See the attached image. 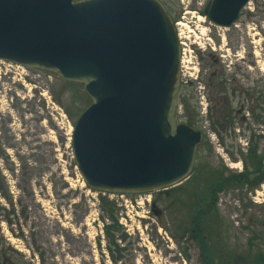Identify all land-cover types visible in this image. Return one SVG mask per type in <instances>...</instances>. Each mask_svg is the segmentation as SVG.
<instances>
[{"label": "rangeland", "instance_id": "374dc122", "mask_svg": "<svg viewBox=\"0 0 264 264\" xmlns=\"http://www.w3.org/2000/svg\"><path fill=\"white\" fill-rule=\"evenodd\" d=\"M160 1L175 23H184L176 26L186 44L177 120L192 110L209 147L200 160L240 172L248 135L264 132L248 124L247 114L227 128L219 126L218 110L225 103L217 80L227 75L229 91L234 88L236 95L242 88L264 89L261 14L249 15L256 9L250 0L234 25L222 27L203 15L208 0ZM259 4L264 9V0ZM202 96L206 115L199 110ZM228 96L236 105L238 98ZM89 102L80 83L0 61V264H200L195 243L186 237L176 241L192 206L176 202L186 198L174 194V186L123 197L106 193L119 208L122 229L115 239L124 234L121 242L116 239L118 250L108 246L99 192L84 183L70 145L73 123ZM255 192L260 203L252 199ZM152 202L162 210L160 219L151 211ZM216 209L226 229L220 235L230 248L245 251L247 239L259 233L262 241L256 242L264 255V181L253 190L242 186L218 192Z\"/></svg>", "mask_w": 264, "mask_h": 264}, {"label": "water", "instance_id": "95a60500", "mask_svg": "<svg viewBox=\"0 0 264 264\" xmlns=\"http://www.w3.org/2000/svg\"><path fill=\"white\" fill-rule=\"evenodd\" d=\"M249 2L208 0L203 15L230 27ZM0 61L82 84L70 145L89 188L130 195L191 174L201 133L177 123L180 43L160 0H0Z\"/></svg>", "mask_w": 264, "mask_h": 264}, {"label": "trees", "instance_id": "16d2710c", "mask_svg": "<svg viewBox=\"0 0 264 264\" xmlns=\"http://www.w3.org/2000/svg\"><path fill=\"white\" fill-rule=\"evenodd\" d=\"M252 1L255 3L256 9L249 15L260 12L262 19L259 22H264V9H260V0ZM219 80V88L224 95L228 96L233 93V96L238 98L236 105H234L232 99L228 98L232 114L238 113L241 96H243L242 99H248L247 96H251V99H248V101L252 102L249 122L256 125L264 123V89L255 90V87L252 89L249 87L246 89L242 88L240 94L236 95L234 88H231L232 93L229 91L227 75L221 74ZM194 116L195 114L191 110L189 117L194 118ZM229 125L231 126L232 124L230 123ZM260 141L264 143V136L255 133L251 134L247 142L246 152L242 154L243 169L240 172H231L220 166L214 167L210 165L209 161H201L200 154L204 148L200 146L196 157L197 163L186 179V186H182L181 183L171 188L172 191H175L174 194L182 192L185 195L186 201L181 199L176 202L182 205L188 202L192 206V210L188 212L186 223L181 226L180 233H176L178 237L176 241L186 237L189 241L195 243L200 251V264H264L262 249L256 242V240L262 241L259 233L250 236L245 243V251L238 253L236 248H230L226 243V236L222 239L220 231H226V229H224V222L216 209L218 192L242 186L253 190L264 181V147H260ZM207 150L209 151V149ZM0 191H3L2 187H0ZM99 196L101 209L105 212V216H102L104 236L108 246L112 244L118 250L119 244L116 239L121 242L124 234L121 233L115 239V233L120 234L122 229V224L118 222L117 217L119 210L117 202L115 199H110L107 195L102 196L99 193ZM237 258L240 260L239 263L236 260ZM112 259L114 261L117 260L116 257Z\"/></svg>", "mask_w": 264, "mask_h": 264}, {"label": "flooded vegetation", "instance_id": "af4514ba", "mask_svg": "<svg viewBox=\"0 0 264 264\" xmlns=\"http://www.w3.org/2000/svg\"><path fill=\"white\" fill-rule=\"evenodd\" d=\"M219 86H220V80H218L217 88H219ZM219 94H220V97H221L222 101L225 103L218 110V112L220 113V117L218 118V120H219V123L218 124H219V126L221 128H225V127L227 128V127H229L230 126L229 124L230 123L232 124L233 121H235L236 119H238L239 121H242L243 119H245L244 117H242V115H244V114H247V117H248V119L250 121V118H251L250 117L251 116L250 110L252 108V102L251 101H248V99H251V96H247L248 99H242L241 98L239 100V107H238L239 108V111H238V113H236L234 115V114H232L230 112V106H229V102H228V98L229 97L227 95H224L221 92L220 88H219ZM206 105H207V102L205 100V97L203 98V96H202L201 97V100H199V110L201 111L202 114H205V115H206ZM189 115H190V113H188V115H186V117H185V119L183 121L177 120V123H185V124L193 127L195 130H198L201 133V140H200V143L197 146V154H198V150H199L200 146L203 147V148H206V149H209V147L205 143L206 138L204 136V130L198 129V127L196 126V123L194 121V118L195 117L192 118V117H189ZM248 124L250 125V122H248ZM249 125H248V128L250 130ZM260 126L262 127V132H264V123H262ZM250 136H251V134H250ZM250 136L248 135V139L250 138ZM197 154H196V157H197ZM196 160H195V162H196Z\"/></svg>", "mask_w": 264, "mask_h": 264}, {"label": "built area", "instance_id": "2783aa9c", "mask_svg": "<svg viewBox=\"0 0 264 264\" xmlns=\"http://www.w3.org/2000/svg\"><path fill=\"white\" fill-rule=\"evenodd\" d=\"M178 36H179V39H180L181 38L180 32H178ZM180 44H181V71H182V67L184 66V64H183V61H184L183 58H184V55H185L184 45H186V44H185V42H183L181 40H180ZM7 65L10 66V67H13L14 66L13 64H10V63H7ZM15 66L16 67H20V66H17V65H15ZM257 195H258L257 192H255V195L252 198L254 202H260ZM112 196L113 195H110V197H112ZM117 196L123 197V195H117Z\"/></svg>", "mask_w": 264, "mask_h": 264}, {"label": "bare ground", "instance_id": "6f19581e", "mask_svg": "<svg viewBox=\"0 0 264 264\" xmlns=\"http://www.w3.org/2000/svg\"><path fill=\"white\" fill-rule=\"evenodd\" d=\"M200 19H203V17H202V16H200ZM180 25H184V23H182V22L178 21V22L176 23V26L178 27V26H180Z\"/></svg>", "mask_w": 264, "mask_h": 264}]
</instances>
